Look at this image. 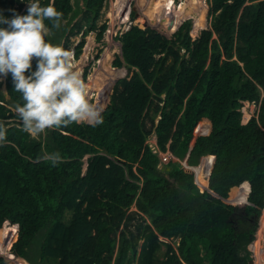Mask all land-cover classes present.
Instances as JSON below:
<instances>
[{"label":"trees","instance_id":"trees-1","mask_svg":"<svg viewBox=\"0 0 264 264\" xmlns=\"http://www.w3.org/2000/svg\"><path fill=\"white\" fill-rule=\"evenodd\" d=\"M17 2L0 0V13L19 14ZM105 2L41 0L63 13L46 39L68 50L72 37L98 29ZM149 7L160 11L157 26L133 9L130 29L116 35L113 67L125 72L111 82L102 124L34 139L21 131L11 73L7 94L0 82V117L19 122L0 147V264H12L5 255L20 264H264V0H208L209 12L177 31L174 10ZM246 101L261 104L245 124ZM154 132L171 152L170 172L147 143ZM57 152L55 167L38 159ZM139 214L150 223L133 230Z\"/></svg>","mask_w":264,"mask_h":264},{"label":"clouds","instance_id":"clouds-1","mask_svg":"<svg viewBox=\"0 0 264 264\" xmlns=\"http://www.w3.org/2000/svg\"><path fill=\"white\" fill-rule=\"evenodd\" d=\"M62 20V12L52 4L41 6L40 0H29L25 15L8 18L0 13V25H7L0 26V75L11 73L14 90L23 100L22 105L15 106L22 122L21 131L34 139L49 129L73 123L93 127L103 123L104 109L89 102L88 87L76 69L74 52L46 39L53 35L52 29L61 27ZM46 21L51 22V27ZM6 142L7 128L0 121V147ZM38 159L50 162L53 167L62 162L58 152L44 153Z\"/></svg>","mask_w":264,"mask_h":264},{"label":"rangeland","instance_id":"rangeland-1","mask_svg":"<svg viewBox=\"0 0 264 264\" xmlns=\"http://www.w3.org/2000/svg\"><path fill=\"white\" fill-rule=\"evenodd\" d=\"M75 1L76 0H73L74 3ZM155 1L157 0H106L103 10L101 12V18L98 22V29L94 32L88 33L86 36H84V31H82L81 34L71 38V43L69 45L68 50L74 52L75 65L77 67L76 69L82 74V79L87 84L88 99L90 103H95L98 106L103 107L107 103L106 94L112 87L111 86L112 80L115 79L117 76L122 75L125 72L124 70L115 69L113 67V61L115 60L117 55H122L123 44L121 41H119L116 38V35L118 34L119 36H122L130 29L132 24L131 11L133 9H136L138 15L146 19L147 24L154 27L157 26V18L160 14L159 13L160 11L155 10V14L149 12L150 4L154 3ZM158 1L160 7L164 6L166 9L175 11L173 12L174 16L180 20L179 25H176L177 27L174 25V22L172 24V30L175 31H177L183 25L184 21L187 18L194 17L196 19V22H198V20L202 15H206L209 12L208 0H185L182 2V5L184 6L182 11H180L179 9L181 8V6L178 7V4L181 2L175 0L177 3L174 2V6L170 8L167 6L166 0H158ZM28 2L29 0H24L23 7H21L20 2H17L16 4L13 5V7L16 9H21L19 13V15H21L28 8ZM187 8H189L188 12H186ZM104 24H107L108 27L106 32L104 33L103 39L99 40L98 33L101 31V27ZM209 26L210 25H208V28ZM192 33L193 35L196 36L201 35V31L199 30V28H194ZM168 35L169 38L173 36L171 34ZM82 41H85L84 47L82 49L81 54L77 56V48ZM61 44L63 45V41ZM6 78L7 76L0 75V82L3 81L5 83ZM1 90L7 94V89L5 84H3ZM98 101H101V103H99ZM260 104L261 102L259 103L251 102V101L243 102V106L241 109V111L243 112V119H242L243 123L245 124L248 123L254 117L258 118V111L260 108L259 107ZM252 107L254 109H252ZM250 108L251 110H249ZM159 119L160 116H158L157 122ZM0 121H3L5 123L7 129L19 123L14 118L1 119L0 117ZM148 126H150V123H148ZM47 135L48 134L46 132L37 139H41L42 141H44ZM156 142H157V135L154 132L153 134L150 135V137L147 140L148 145L151 146L154 152L159 153L161 159L167 154L170 155L171 157V153L161 152L158 149ZM88 157L89 156H86L84 159L83 175L86 173L89 165L87 160ZM164 166H166L164 163L160 165L162 169H164ZM130 212L132 213L138 212L135 205L131 208ZM71 217H72L71 214H67L66 221H69ZM262 220L264 221V211L262 213ZM143 222L150 223L149 217L144 214L137 215L135 221L133 222L134 225L132 229L136 230V227ZM166 241L172 243V245L176 249L179 247V239L166 240ZM142 243L143 240L139 242V251L141 249ZM166 250H167L166 245H163L162 250L159 253L161 259H164ZM263 252H264V248L262 249V253ZM203 254H205V249L203 250ZM4 257L5 259H7L8 262L12 264H20L21 260H19V258L6 256V255ZM253 259H254V255H253ZM256 260L257 259L255 258L252 264ZM45 264H48V262H46ZM134 264H138V263L135 261Z\"/></svg>","mask_w":264,"mask_h":264},{"label":"bare ground","instance_id":"bare-ground-1","mask_svg":"<svg viewBox=\"0 0 264 264\" xmlns=\"http://www.w3.org/2000/svg\"><path fill=\"white\" fill-rule=\"evenodd\" d=\"M166 4H167V6L168 7H173L174 6V3H173V0H166ZM166 6V7H167ZM181 6V8H179L180 9V11H182V9L184 8V6L182 5V3H180V4H178V7H180ZM190 7V6H189ZM189 11V8H187L186 9V12H188ZM80 67H82V66H80ZM77 68V67H76ZM250 106V105H249ZM252 109H254L253 107H252ZM249 110H251V108L249 109ZM245 111V110H244ZM253 111V110H252ZM246 113V112H245ZM247 115H248V113H247ZM252 117V116H251ZM246 118V117H245ZM248 118H249V116H248Z\"/></svg>","mask_w":264,"mask_h":264},{"label":"built area","instance_id":"built-area-1","mask_svg":"<svg viewBox=\"0 0 264 264\" xmlns=\"http://www.w3.org/2000/svg\"><path fill=\"white\" fill-rule=\"evenodd\" d=\"M161 160L163 163H166V164L169 163L170 162V155H168V154L165 155Z\"/></svg>","mask_w":264,"mask_h":264},{"label":"water","instance_id":"water-1","mask_svg":"<svg viewBox=\"0 0 264 264\" xmlns=\"http://www.w3.org/2000/svg\"><path fill=\"white\" fill-rule=\"evenodd\" d=\"M164 169H165L167 172H170V171L172 170V167H171V166H166Z\"/></svg>","mask_w":264,"mask_h":264}]
</instances>
